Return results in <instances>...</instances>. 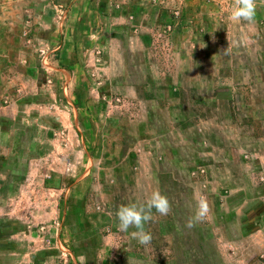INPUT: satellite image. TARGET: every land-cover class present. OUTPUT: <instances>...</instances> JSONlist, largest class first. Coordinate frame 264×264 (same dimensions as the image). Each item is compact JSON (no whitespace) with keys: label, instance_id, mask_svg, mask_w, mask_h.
Wrapping results in <instances>:
<instances>
[{"label":"rangeland","instance_id":"rangeland-1","mask_svg":"<svg viewBox=\"0 0 264 264\" xmlns=\"http://www.w3.org/2000/svg\"><path fill=\"white\" fill-rule=\"evenodd\" d=\"M233 6L0 0V264H264V0ZM157 190L140 245L116 211Z\"/></svg>","mask_w":264,"mask_h":264},{"label":"clouds","instance_id":"clouds-1","mask_svg":"<svg viewBox=\"0 0 264 264\" xmlns=\"http://www.w3.org/2000/svg\"><path fill=\"white\" fill-rule=\"evenodd\" d=\"M257 0H234V6L230 14L233 22H253L256 16ZM153 210L160 216H167L172 211L171 203L168 197L160 191H153L148 199L142 203H131L121 205L116 211L118 228L121 232H127L130 228L135 231L131 236L138 241L140 245H149L152 241V235L145 230V225L153 221ZM211 209L207 199L201 196L197 202L196 210L190 216L185 227L191 229L196 224L203 222L209 215Z\"/></svg>","mask_w":264,"mask_h":264},{"label":"crops","instance_id":"crops-1","mask_svg":"<svg viewBox=\"0 0 264 264\" xmlns=\"http://www.w3.org/2000/svg\"><path fill=\"white\" fill-rule=\"evenodd\" d=\"M119 22H123V20L122 19H119ZM74 133L76 134V136L78 137V135H77V132L74 130ZM21 135H23V136H25L26 135V137H27V139H29L30 140V142H32V140H33V135L34 134H32V133H25V132H23V133H20ZM71 135V138H74L73 137V135L72 134H70ZM6 136H7V138H8V136H10V139L8 138L7 140H9V141H11V133L9 134V133H6ZM79 140H82L80 137H78V141ZM8 141V143H6L5 145H4V148H9V147H12V143H10ZM15 146V145H14ZM1 148H2V146H0ZM30 148H33L34 149V144H31V147ZM14 149V148H13ZM34 181L32 180V182L31 183H33Z\"/></svg>","mask_w":264,"mask_h":264}]
</instances>
